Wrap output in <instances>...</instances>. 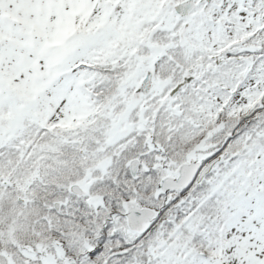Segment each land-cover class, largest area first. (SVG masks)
I'll list each match as a JSON object with an SVG mask.
<instances>
[{"label":"snow or ice","instance_id":"6c2138e0","mask_svg":"<svg viewBox=\"0 0 264 264\" xmlns=\"http://www.w3.org/2000/svg\"><path fill=\"white\" fill-rule=\"evenodd\" d=\"M0 264H264V0H0Z\"/></svg>","mask_w":264,"mask_h":264}]
</instances>
